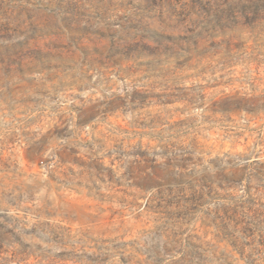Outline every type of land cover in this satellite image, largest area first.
<instances>
[{
	"label": "rangeland",
	"instance_id": "rangeland-1",
	"mask_svg": "<svg viewBox=\"0 0 264 264\" xmlns=\"http://www.w3.org/2000/svg\"><path fill=\"white\" fill-rule=\"evenodd\" d=\"M0 264H264V0H0Z\"/></svg>",
	"mask_w": 264,
	"mask_h": 264
}]
</instances>
